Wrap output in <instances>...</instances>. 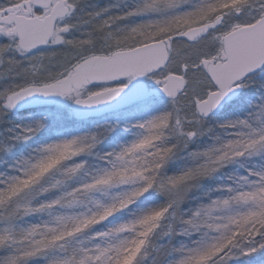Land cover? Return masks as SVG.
Masks as SVG:
<instances>
[{"label": "snow or ice", "instance_id": "obj_1", "mask_svg": "<svg viewBox=\"0 0 264 264\" xmlns=\"http://www.w3.org/2000/svg\"><path fill=\"white\" fill-rule=\"evenodd\" d=\"M82 3L0 0V122L38 98L43 110L9 139L47 134L0 173V264H145L153 252L151 264L173 253L168 264H264V0H140L117 14ZM130 17L147 18L121 24ZM247 89L256 111L191 149ZM182 152L188 163L168 175ZM251 158L262 163L181 214L201 180ZM152 193L165 202L132 210ZM169 217L200 239L157 245Z\"/></svg>", "mask_w": 264, "mask_h": 264}, {"label": "rangeland", "instance_id": "obj_2", "mask_svg": "<svg viewBox=\"0 0 264 264\" xmlns=\"http://www.w3.org/2000/svg\"><path fill=\"white\" fill-rule=\"evenodd\" d=\"M140 0H83L82 8L84 11H92V10H100L104 8H108L110 10L109 14H117L127 11L136 6ZM147 17H130L126 21H122L121 24H132L136 22H140ZM75 35H79V33L75 32ZM8 83L7 80L0 81V85ZM255 90V89H254ZM256 92V104L260 102L259 100V93ZM247 96V99H252L253 96L250 93V89L243 90L242 94L236 101L232 104H229L227 107L224 108L223 111L219 112L218 114L210 117L207 119L205 124V129H210L205 131L204 135L197 138L196 143L190 145L191 149H195L197 146L203 149L215 142V137L219 136L221 139L226 138V132L224 129L219 128L217 125L223 123L225 120L228 119H236V118H246L249 112H255L256 108L253 103H249L247 110H241V108L237 107L236 104L239 102L244 101V97ZM44 108V107H43ZM43 108H37L36 113L38 111L43 110ZM14 114L7 113L4 118L3 122H0V173H7V174H15L13 168L11 167L17 160L21 159L24 156H27L31 149L38 147L41 143H43L46 139L47 134L37 135L33 137L29 141H12L9 139L16 131L17 124H26L31 122L30 118L33 113H29L28 115H19L16 111H11ZM7 129H12L11 132L7 131ZM231 131V130H229ZM120 134H117V137ZM116 137H110L108 140L104 141L100 146V150L107 151L112 146L113 140ZM187 152H182L180 154V158L182 163L178 171H180L187 163L188 160L186 159ZM176 160V159H175ZM90 163L95 166L98 161L95 159H90ZM262 161L259 158H251L248 160H241L229 165H226L224 168L218 170L220 174L215 178V174L219 173L218 171L215 172L212 176L203 179L204 181L210 180L211 184L208 188L199 191L198 188L194 187L191 189L184 202L180 205L181 214L187 218L191 212L195 211L201 205L208 204L212 199L217 198L221 193L217 191L219 186L232 184L233 180L229 179V177H235L238 175H245L246 169L251 168L254 166H258ZM177 171V172H178ZM174 172L173 174H175ZM172 175V174H171ZM214 176V177H213ZM201 180L199 184L203 181ZM198 184V185H199ZM158 194V193H157ZM165 202V197L161 195ZM171 224L174 232L169 236H165L162 239L156 238L155 243L157 245H167L169 248H178L181 245H191L192 241L200 239V233H192L191 235H184L178 234L180 233L181 225L177 222L174 218H167L162 225V230L166 231L168 225ZM156 258V253H152L145 264H151V261ZM174 258V253L167 255L165 257H160L157 259V264H168ZM42 264V262H41ZM239 264V262H237Z\"/></svg>", "mask_w": 264, "mask_h": 264}, {"label": "trees", "instance_id": "obj_3", "mask_svg": "<svg viewBox=\"0 0 264 264\" xmlns=\"http://www.w3.org/2000/svg\"><path fill=\"white\" fill-rule=\"evenodd\" d=\"M250 93L252 95H255V96L252 97V99H247L246 98L247 96H245L244 97V101L239 102L238 104H236V106L241 108V110H243V111L247 110V108L249 106V103H253L254 105L256 103L255 99L257 98L256 97L257 94H256L255 90L254 89H250ZM259 95H260V93H259ZM34 111H36V109L20 111V112H17V114H19V115H28L29 113H33ZM8 113L14 114L11 111L8 112ZM181 159H176V160H173V161H171L169 163V165L167 166V169H166L168 175H171L174 172L178 171V169L180 168L181 163H182ZM218 172L219 173L215 174V178H217V176L220 174V171H218ZM210 184H211L210 180H207V181L203 180L199 185H197L196 188H198L199 191H201V190H204L205 188H208V186ZM162 203H164V199L161 196V194H157V193H152L151 195L146 194V196L144 198H141V200L138 201L137 204L133 206L132 210L134 211V210L141 209V208L157 206V205L162 204ZM129 214L130 213L128 211L120 213V214H117L116 217L110 218V220L106 221L105 223L110 225L111 223L119 222L122 219H127L129 217Z\"/></svg>", "mask_w": 264, "mask_h": 264}, {"label": "water", "instance_id": "obj_4", "mask_svg": "<svg viewBox=\"0 0 264 264\" xmlns=\"http://www.w3.org/2000/svg\"><path fill=\"white\" fill-rule=\"evenodd\" d=\"M232 101V100H229ZM229 101H226L225 104ZM225 104L221 107V109L225 106ZM45 105H41L38 101V98H33L30 99L28 101H26L24 104L19 105L16 109L17 111H22V110H26V109H30V108H37V107H44ZM220 109V110H221ZM219 110V111H220ZM218 112V111H217ZM214 114V113H213Z\"/></svg>", "mask_w": 264, "mask_h": 264}]
</instances>
